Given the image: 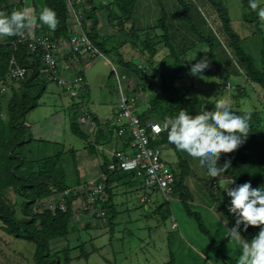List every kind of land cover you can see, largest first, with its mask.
<instances>
[{"label": "rangeland", "instance_id": "rangeland-1", "mask_svg": "<svg viewBox=\"0 0 264 264\" xmlns=\"http://www.w3.org/2000/svg\"><path fill=\"white\" fill-rule=\"evenodd\" d=\"M80 1V4H75V0H70V3L66 1L69 9L70 4H73L74 12L69 10V18L78 30L71 34H86L90 30L94 20L87 16L93 6L99 41L105 43L108 53L103 54V58L76 56L74 61L79 63L75 71L83 74L86 83L78 98H71L68 92L41 73L45 79V93L38 107L24 120L31 138L25 148L27 160L36 161L59 155L69 184L76 177L73 159L80 175L79 182L92 180L99 175L104 159L120 145L116 129H109L118 110V90L113 74L121 77V85L127 97L135 99L136 113L143 112L156 94L154 87L141 84L132 71L118 63L116 52L125 62L142 67L148 75L153 72L163 75L167 84L176 86L179 94L187 98L207 100L214 104L228 99L232 110L256 115L264 128V91L250 83L240 64L235 61L228 39L222 33L216 9L207 0H184L189 5V23L181 19V9L175 0H134L135 7L127 22L114 7L105 8L111 0ZM216 1L225 9L231 29L241 39L242 49L252 58L258 70L264 69L261 58L264 19L259 18L258 23H249L250 18H245L248 12L242 0ZM258 2L264 7V0ZM5 3L15 11H25L29 17H33L34 9L38 19L43 11L42 0H5ZM161 8L167 15L171 45L179 57L177 68L171 67L173 58L169 56L170 52L158 44L161 30L156 27V22L160 18ZM254 15L258 16L257 12ZM120 22H123L121 26ZM189 24L196 33L213 40V59L209 56L207 44L197 39L196 33L189 30ZM5 39L0 38V44ZM147 40L156 44L157 53L152 58L143 45ZM202 56L207 58L209 70L204 74L191 73V65ZM152 66L157 71L150 68ZM18 85V82H11L9 87L17 88ZM226 85L230 88L225 89ZM77 103L82 106L77 107ZM5 106V103L1 104L3 119ZM85 112L98 121L96 128L100 127V130H86L87 139L82 140L72 135L70 123ZM103 136L108 137V140ZM94 145L98 148H95V154H91L87 148ZM161 152L168 167L177 168L178 157L188 164L191 174L184 183L193 197L191 210L200 215L202 223L211 238L219 243L224 255L238 263V244L224 237L227 228L233 225L231 221L235 222V218L227 212L226 205L230 198L224 191L226 186L232 187L231 183L222 177L216 184H212L206 172L199 169L198 162L186 157L181 151H174L168 145L162 147ZM130 178L137 190L132 188L134 191L131 192L125 187L129 192L125 195L122 187L120 192H116V227L111 237L107 226L101 230L96 227L85 230L80 227L83 220L78 221V218L73 217L69 222V237L49 241L50 254L61 263L67 258L69 264H168L170 254L174 264H227L212 256L207 239L198 231L194 220L186 216L177 195L173 194L166 200L163 194L143 186L136 178ZM142 199L144 202H141ZM6 200L15 206L16 218L19 219L23 200L11 190L7 191ZM54 200L50 198L43 205H53ZM160 206L169 212L170 217L166 220L159 212ZM42 208L40 206L36 210ZM172 221L176 229L171 228ZM33 255L34 246L31 243L5 234L0 224V264H34Z\"/></svg>", "mask_w": 264, "mask_h": 264}, {"label": "trees", "instance_id": "trees-1", "mask_svg": "<svg viewBox=\"0 0 264 264\" xmlns=\"http://www.w3.org/2000/svg\"><path fill=\"white\" fill-rule=\"evenodd\" d=\"M175 1L181 9V19L189 23V5L184 0ZM207 1L216 9L221 23L222 33L228 39V44L235 61L240 64L250 83L257 85L264 91V69L258 70L254 66L252 58L242 49L241 39L231 29L230 21L223 6L216 0ZM242 4L248 12L245 18H250L248 20L249 23H258L259 17L255 16V11H252L248 7V0H242ZM42 7L43 9L45 7L51 8L57 14L59 22L56 29L53 30L52 35L56 39H66L69 33V10L66 1L42 0ZM110 7H114L119 15L124 18V21L127 22L131 19L135 1L111 0L105 8L109 9ZM0 11L10 14L14 9L8 6L5 0H0ZM18 11H21V9H18ZM33 16L36 17V22L34 23L35 25L32 26L31 24V26L37 29L38 15L35 16L34 9ZM87 17L94 20L90 30L86 33L87 37L101 54L108 53L105 48V43L99 41L97 19L94 16L93 6L90 8V13ZM122 24L123 22H120V26ZM189 25V30L195 34L194 28L191 24ZM156 27H159L161 30L158 42L159 46L166 48L170 52L169 56L173 58L171 67L177 68L179 57L175 54L173 46L171 45V38L167 28V15L162 8L160 9V18L156 22ZM28 28L24 30L22 35L6 37L5 41L0 44V84L5 82L9 61L12 58L16 60L17 65L29 70L26 78L18 82V87L11 88L6 102H4L6 97L0 98V224L5 234L29 242L34 246V264H69L67 258L61 263L57 257L50 254L49 241L53 239H65L69 235V222L74 216V212L71 209L73 198L67 201L64 212L58 209L51 211L49 207L43 205V202L54 198L58 193L77 186L82 180L80 182L78 181L79 173L76 168L75 159H73V170L76 177L75 181L69 184L67 183L66 172L61 164L59 155L36 161L25 158V148L30 143L31 138L29 129L24 124V120L29 113L38 107V103L46 89L45 79L40 72L41 67L39 63L28 54L24 44L17 43L27 33ZM198 35L196 33L197 39L207 44L209 56L213 59V40L204 38L203 35ZM143 45L150 58L156 55V44L147 40ZM116 55L118 63L132 71L141 84L155 88L156 94L147 103V108L143 112L138 113V118L142 123L156 120L161 122L162 126L165 123L170 125L172 119L178 115L181 109L188 111L193 118L200 115L201 109L210 112L215 111V104L213 102L187 98L185 95L179 94L176 86L167 84L163 75L157 72L148 75L140 67L125 62L118 52H116ZM261 58L264 68V44L261 50ZM150 68L157 71L153 66ZM2 103L6 105L4 119L1 117ZM235 112L238 114L247 113L242 111ZM93 121L96 125L99 124L94 117ZM249 123L250 133L246 142L233 153L221 154V159L218 164L222 166L226 159H230L231 167L217 178H211L206 174L212 184H216L220 178L224 177L232 182L234 181L232 183L234 187L246 181H251L253 187H264V128L261 127L260 119L254 114H251ZM70 131L77 138L82 140L87 139L85 132L78 126L76 121L70 123ZM123 144L126 143L123 142ZM156 145L160 147L168 145L174 151L177 150L173 144L168 142L165 131L162 132ZM124 147H127V144ZM95 148L96 145L90 146L87 149H89L91 154H95ZM71 154L73 155V152ZM107 165L108 161L104 159L102 172L106 173ZM173 168L175 177L173 194L177 195L180 200L186 216L194 220L198 231L207 239L208 250L212 256L227 264H238L234 259L224 255L219 247V243L211 238L201 221L200 215L191 210L190 203L193 197L184 183L185 179L191 174L188 164L178 157L177 168ZM112 177L124 178L130 182L132 180L130 177L135 180L133 174L111 173L107 174V178L103 182L106 202L101 204L100 209L105 212L104 224L109 228L110 237L112 236V229L117 214L112 204L113 188L110 186ZM9 190L23 200L20 207L21 217L19 219L16 218L15 206L9 204L6 200V193ZM40 206L43 208L37 211L36 208H40ZM159 211L163 215V219L166 220L169 218V212L166 208L160 206ZM231 223L234 224L232 221ZM258 231V228L249 227L248 231L242 232V234L247 239H251ZM168 264H174V258L171 254Z\"/></svg>", "mask_w": 264, "mask_h": 264}, {"label": "built area", "instance_id": "built-area-1", "mask_svg": "<svg viewBox=\"0 0 264 264\" xmlns=\"http://www.w3.org/2000/svg\"><path fill=\"white\" fill-rule=\"evenodd\" d=\"M70 3V0H66ZM25 2H23L24 4ZM80 4V0H75ZM72 12L73 4H70ZM17 43L24 44L28 54L34 58L41 67V73L50 81L54 82L71 98H78L84 82L81 76L63 78L59 75L58 55L66 50L73 59L76 56H87L90 58H103L99 50L91 43L86 34L82 32L69 35L66 40L56 39L52 34L44 33L33 27H29L27 33L22 36ZM142 70L143 68L140 67ZM145 73V71L143 70ZM29 70L17 65L12 58L9 61L5 82L0 84V98H5L10 94L11 82L23 81ZM117 83L118 110L110 124L116 129L118 139L127 144V150H118L109 154L106 173L100 174L88 181H82L77 186L71 187L61 193L56 194L53 205H49L51 211L58 209L64 212L66 203L73 198L72 204L76 201L80 204L82 212H88L104 221L105 212L100 209L102 203L106 202L103 182L107 174H133L140 183L148 188L157 190L167 200L173 194L174 168L168 167L162 159V147L156 145L163 130L157 132L154 125L162 123L150 120L142 123L136 113L135 99L128 98L121 85V77L114 73ZM230 86L226 85L225 89ZM77 107L82 104L77 103ZM77 124L84 130H96V124L90 113L85 112L80 115ZM229 183L231 180L227 179ZM232 187L233 184H231ZM172 229H176V224L172 221Z\"/></svg>", "mask_w": 264, "mask_h": 264}, {"label": "clouds", "instance_id": "clouds-1", "mask_svg": "<svg viewBox=\"0 0 264 264\" xmlns=\"http://www.w3.org/2000/svg\"><path fill=\"white\" fill-rule=\"evenodd\" d=\"M248 7L264 19V7L258 0H248ZM39 20L50 30H55L59 22L56 12L48 7L40 13ZM35 22L36 17H29L23 10H14L10 14L0 11V38L20 36ZM208 70L209 63L204 56L190 67V72L195 74H204ZM250 119V113L238 114L232 110L228 99H222L215 104L214 112L201 109L200 115L193 118L188 111L181 109L170 125L165 123L161 128L156 124L154 129L157 132L165 131L170 144L186 157L198 162L199 169L204 170L209 177L217 178L231 167L230 159H226L222 166L218 164L221 154L233 153L246 142L250 133ZM224 191L230 198L226 205L227 212L235 218L224 237L238 244V264H264V187H253L251 181H246L235 187L226 186ZM249 227L258 228L259 231L251 239H246L242 232H247Z\"/></svg>", "mask_w": 264, "mask_h": 264}, {"label": "crops", "instance_id": "crops-1", "mask_svg": "<svg viewBox=\"0 0 264 264\" xmlns=\"http://www.w3.org/2000/svg\"><path fill=\"white\" fill-rule=\"evenodd\" d=\"M73 10H74V8H73ZM68 25H69V33H68V36L71 35V32H77L78 31L76 29V26L73 25V22H72L71 18H68ZM37 28H38V30H41L42 32H49V33H52L53 32V30L52 31H49L48 30L49 29L48 26L46 24H44L43 22H41L39 19H38V22H37ZM81 59H80V61H81ZM74 60L75 59H73V57L66 50L61 51V53L58 55L59 75L62 76L63 78H71V77H74L76 74H79L80 76H82L83 81H84V86H85L86 83H85V79H84L83 74L78 73L77 71H75V66L79 62L78 61H74ZM111 128H112V126L109 125V129H111ZM98 129L100 130V127H98L96 130H98ZM103 137L106 138V136H103ZM106 140H108V137L106 138ZM124 146H126V144H123L122 145V142L120 141L119 147H116V149L114 151H118V150H125L126 151L127 150V147H124ZM96 148H98L97 145H96ZM114 151H112V152H114ZM112 152H110V153H112ZM108 160H109V157L107 158V161ZM100 172H102V171H100ZM100 172H99V174H100ZM111 179H112V182H111L110 186L113 188L112 189V194H113L112 204L115 205L114 204V198H116V196H117V193L116 192H120L119 190L122 187H124V189H123L124 190V194L127 195V194H129V192H127V190H125V187L129 191L133 192L134 190L132 188H134V186L131 184L130 181H128L127 179H124V178L123 179H120L118 177H112ZM134 189H136V188H134ZM154 192L160 193L158 191H154ZM142 201H143V199L141 200V202ZM192 201H193V198H192ZM79 206H80L79 202L76 201V202H74L71 205V209L74 212V216L73 217L78 218V221L80 219L83 220V223L80 226L82 229L87 230V229H93L94 227H96V228H99L101 230V228L103 226H106L104 224V221L103 220H101L99 218H95V216L90 215L88 212H81ZM156 208H158V206ZM115 211H117V210L115 209ZM155 211H156V209H155ZM115 227H116V224L114 222V226H113V229H112V235L115 232V230H114ZM68 237H69V235L66 238H68Z\"/></svg>", "mask_w": 264, "mask_h": 264}]
</instances>
